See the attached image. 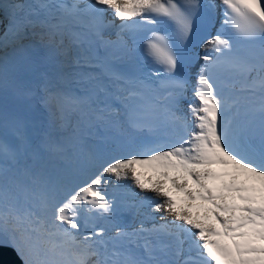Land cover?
I'll return each instance as SVG.
<instances>
[{
    "label": "bare ground",
    "instance_id": "obj_1",
    "mask_svg": "<svg viewBox=\"0 0 264 264\" xmlns=\"http://www.w3.org/2000/svg\"><path fill=\"white\" fill-rule=\"evenodd\" d=\"M108 1L111 2L113 0ZM116 1L130 5L135 1L141 2L143 0ZM58 32L40 28L34 34L37 39L41 40L43 45L47 46L48 58L43 65V70L38 72V75L34 74L32 77L27 75L25 77L32 84L29 89L15 82L17 87L11 90L9 88L10 82L0 80V216H7L10 219L21 218V222L15 225V229L20 234H15V237L18 242L19 236L23 238L24 242L21 243L23 248L21 252L27 258L29 256L33 257L35 264H49L50 262L46 255H39V252L36 251L42 248L47 249L48 238L40 236L36 230L48 231L47 228L41 226V222L49 218V213L42 210L37 213H31L29 210L33 203L31 199L39 201L41 197L51 196L55 192L51 190L48 193L44 192L36 196L27 195L25 193V182L21 181V174L25 173L27 175L25 179H27L37 175L43 177L49 172L47 165L42 168L39 174H30L29 169L32 165H34V169L39 168V158L43 155V149L46 146L44 137H40L41 128L48 121V118L45 117L48 115L47 111H49L45 105L48 98L43 99V96L47 94L59 97L57 104H64L68 110L73 108V111H77L79 115L88 110L92 113L96 112L90 111L93 110L92 104L101 102L98 99L107 98V90L102 88V84L93 80V71H88L89 66L95 62L87 57L88 50L83 47V41L72 34L62 32L61 35H58ZM24 36L23 34L20 38L23 39ZM20 38L9 41L8 45L20 50ZM55 63H57L55 68L49 69ZM64 71L71 73L70 79L64 77ZM71 79H75V81L70 82ZM227 83L233 87L225 90L219 99L221 102H226V104L231 106V109L221 116V119L225 120L231 115L237 116L235 119L237 127L234 128L233 126V131L236 132V137L239 139L233 142V140L229 139L228 134L226 137L231 142L224 141L222 143L227 152L222 157L223 168L230 169L236 167V164L232 162V157L234 156L231 155L234 149L247 147H249V150L253 149V151L264 149L261 139H258H264V78L256 73L249 77L241 76L238 82L228 79ZM189 91L191 92V90ZM112 94L114 97L117 96L115 92H112ZM83 95L89 97L90 103L77 104L76 101H73V98ZM189 103L191 102L189 101ZM103 105L107 106L105 103ZM120 108L118 106L114 107L116 111L120 110ZM193 109L198 110L195 106H193ZM68 110L66 112H69ZM172 110L173 108L169 107V100L164 99L161 121L156 128L149 129L146 136L137 134L135 137L128 138L120 130L113 129L112 132L110 131V134L117 133L115 142L118 147L113 146L110 153L104 156H101V145L106 144V140L105 138L101 140V137L106 136L108 131L103 129L95 131L98 132L97 136L82 139L80 152H76L73 149L60 152L58 159L72 162L79 177L78 180L74 177V180H71L67 174H63L62 180L64 182H69L71 185L79 184L81 178L98 172L104 166H109L114 168L121 178L123 190H127L129 183L139 188L138 191L140 193L130 196L118 191L109 200V196L90 200L89 209L84 211L94 220L93 227L99 229L98 233L102 238V240L90 242V244L96 245L94 252L99 254L100 250L107 248L108 243H115V238H105V235H103L104 231H108L109 228H112V231L126 228L129 224L133 227L138 223L150 221L152 216L149 211L158 205L169 211L173 209L181 210L182 212L194 210L193 215L199 222L207 221L206 213L210 212L209 215L215 213L218 219L217 222L220 225L228 224L226 218L222 216L231 210L237 216V221H242L248 216L247 223L231 230L228 237L216 236V239L227 251L228 257H232L233 260L243 258L245 262L241 264H264V200H260L262 188H259V186L261 185L251 186L249 184L247 189H241L242 184L240 183H235L234 181L224 183L225 179L221 177L226 174L215 175L213 187L211 185L206 187V189L211 190L208 195L211 193L216 194L215 199L209 198L201 206H198L199 202H190L185 199L178 206L172 205L170 197L167 196L168 193L173 190L182 192L190 188L196 189L200 186L198 179L205 173V170L201 168L193 169L196 172L192 177L193 181L187 187H184L185 178H178V176L182 175V170L186 168V165L182 164L181 160L183 159L187 165L189 164L193 167L198 166L199 163L202 164V161H206L207 158L204 150H199L194 154L193 150L200 148L198 141L195 140L194 143L193 137L189 133V124L184 123L181 127L176 126L172 120ZM64 114L66 113L62 112V117L65 116ZM219 114H222V111ZM67 115H72V112L67 113ZM193 119L194 117L191 116V120ZM110 125L118 128V122L114 118ZM239 125H242L243 128L240 129ZM246 126H248L247 132H245ZM80 127L85 128L86 124ZM87 127L89 126L87 125ZM72 129L77 130L79 127ZM228 132L232 133L230 127ZM37 135L39 137H36ZM39 138L41 140L37 141L36 139ZM205 139H207L206 136ZM93 146L101 157L99 166L89 165L84 162L83 148H91ZM48 150L49 152L52 150L59 152L61 150L60 143H49ZM17 165H22L21 170H18ZM134 168H144L143 172L147 171L150 173L151 178H153V185L149 186V178L145 176L142 181H139L140 178L137 176L142 173L138 172L133 175L132 170ZM169 173H176L177 177L170 179ZM212 174H221V172L214 170L212 173L208 172L207 176ZM185 176L189 177V174ZM161 186L162 188H160ZM159 188L160 190H158ZM120 196L138 199L139 202L143 200L140 208L145 213L134 220H132V217H126L125 214L121 213L125 206L121 202ZM52 199L54 201L56 198ZM70 204H72V200ZM107 206H115L114 208H117V212L104 211ZM110 213H113L112 217L108 216ZM99 219L101 221L106 219V221L102 223L99 222ZM128 219H130V223ZM234 233H238V237L234 236ZM72 250L74 251L73 248ZM107 255L111 256L110 253ZM135 256L137 257V254ZM115 261L116 259L109 257L105 264H114L116 263Z\"/></svg>",
    "mask_w": 264,
    "mask_h": 264
},
{
    "label": "rangeland",
    "instance_id": "obj_2",
    "mask_svg": "<svg viewBox=\"0 0 264 264\" xmlns=\"http://www.w3.org/2000/svg\"><path fill=\"white\" fill-rule=\"evenodd\" d=\"M40 99V98H39ZM45 105L47 106V104L45 103ZM47 109H48V106H47ZM263 139V138H262ZM264 140V139H263ZM186 164V162H185ZM187 165V164H186ZM260 166V165H259ZM259 166H256L254 167L253 165H251L249 162H244L243 163V166H241L240 168H237L236 170H240L243 174H246L248 172H252L254 175L253 177H251L250 179H247L246 181L249 182L247 184H250L252 186H255V185H264V166H262L261 168H259ZM187 167L190 168L189 171H192V166L191 165H187ZM210 167H208L209 169ZM242 168V169H241ZM259 168V169H258ZM258 169V170H257ZM119 170H121V168H119ZM123 170V168H122ZM115 171V170H114ZM144 171V168H134L132 170L133 172V175H135L136 173L140 172L142 174H144L145 177H150L151 175L149 174L148 176H146V174L148 172H143ZM194 171V170H193ZM260 172V173H259ZM116 174V172H115ZM114 174V175H115ZM170 176L172 175V173H169ZM234 179L233 181H238L239 180V175L234 174ZM237 177V178H236ZM202 182V181H201ZM211 182V181H210ZM160 184V183H159ZM206 184V183H205ZM259 188H262V190H264V187L263 186H259ZM160 190V188L158 189ZM73 259H75L73 257ZM53 264H68L67 262H65V260L61 259V258H56V257H53Z\"/></svg>",
    "mask_w": 264,
    "mask_h": 264
},
{
    "label": "water",
    "instance_id": "obj_3",
    "mask_svg": "<svg viewBox=\"0 0 264 264\" xmlns=\"http://www.w3.org/2000/svg\"><path fill=\"white\" fill-rule=\"evenodd\" d=\"M136 129H131L135 132ZM141 135L145 134V130L141 129ZM0 264H24L18 251L12 245L9 238L0 230Z\"/></svg>",
    "mask_w": 264,
    "mask_h": 264
}]
</instances>
